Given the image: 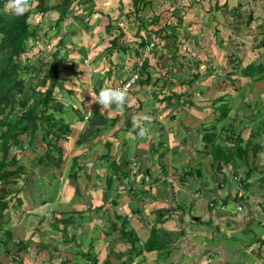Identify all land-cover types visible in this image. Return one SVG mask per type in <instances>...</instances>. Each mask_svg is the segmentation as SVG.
<instances>
[{
	"label": "crops",
	"instance_id": "0c3cea01",
	"mask_svg": "<svg viewBox=\"0 0 264 264\" xmlns=\"http://www.w3.org/2000/svg\"><path fill=\"white\" fill-rule=\"evenodd\" d=\"M102 1L109 3L110 0ZM118 1L124 3L125 0ZM220 1L221 8L215 10H212L208 4L187 9L178 26L182 41L190 43L193 56H195L192 63L194 74L192 73L189 77V79L195 80L193 83H190L188 78L181 76L187 74L188 69L183 68L184 71L179 73L180 62L172 63L175 73H170L168 76L175 75V79H167V77L165 79L168 82L165 81V83L162 80L156 81L154 77L150 84L145 85H141L139 79L133 87L134 91L129 92L134 103L131 106L125 105L123 110H118L116 105L107 108H102L100 105L95 106L93 100L95 101L94 96H97L98 93L94 90L92 93L86 90V96L83 98L85 102L82 100L83 106L85 105L84 108H86L85 114L93 115L97 110L98 114H103L110 119L115 117L114 114H121V118L113 126L112 131H109L110 134L104 132L99 126H90L89 133L85 132L84 139L87 143L81 146L85 155L82 160L89 159L88 156L94 151H105L108 140L113 143L112 152L121 153L120 156L123 159L125 158L123 151L131 149V158L133 159L130 167L131 175L129 179L124 180V183L129 185L127 189L121 186V188H116L114 193L107 194L104 190L105 183L96 178L97 172H103V167L107 165L102 162V154L98 153L95 159L98 160V166H95L92 161L85 162L86 167L82 172L86 171V176L83 180L78 177V181L81 180L84 184L90 185V188L87 189L85 186V192H82L81 189L84 198H80L82 201L76 203L79 196L76 195V184L73 186L71 183V181L76 183V180L70 175L71 159L67 157L61 167L54 163L52 168L50 166L44 168L47 172L51 171L56 182L49 179L53 183L51 188L47 182L49 186L47 188L51 194L46 196L48 198H43L46 201L39 200L34 189L32 197L35 199V205L37 207L53 205L55 210L51 213H56L62 211L58 207L60 203H63L61 201L66 200V203H72L69 210L76 213H79V210L83 211L82 214L86 215V219H82L79 224L78 222L69 224L67 228L71 234H75V232L82 234L86 243L85 250L90 251L91 257L80 254L78 243L60 236L61 230L65 227L62 222H56L55 225L46 224L44 218L35 217L38 220L37 225L46 226L49 244L55 240V244H52L54 248L48 245L45 236L37 242L26 239V234L31 229L27 221L35 219L29 217L35 215L32 213H35L38 208L31 206L35 211L29 212L30 210H25L22 205L20 212L18 208H15L18 209L16 210L17 214L13 215L11 222L6 227L14 233L22 235L29 245L27 251L21 252L24 264H27V261H30L31 264H39L41 261H37V253L43 250L49 255L40 264H56L55 252L61 254L58 264H99L101 258L95 256V253H97L96 250H100L101 246L104 247V243H107L108 252L102 260L103 264H264V89H260L264 88V80H254L244 76L241 71L254 61L249 60L251 50H245L242 55L245 61L239 63L238 60L233 61L241 56L239 44H245L242 37L249 39L250 33L253 31L256 33L258 23L255 20L252 25L248 26L249 18L238 19L237 15L239 14L236 13V7L246 6V4L257 6L260 13L256 15L260 16L252 14L255 16L254 18H261L264 16V0ZM159 3L160 0L156 2L157 7ZM224 4L229 7L228 10L222 8ZM148 6L150 7V5ZM96 21H98L97 18L95 23ZM108 23L103 22L107 36L105 41L100 43V49L102 45H106V41L117 36V33L112 34L113 30L108 33ZM99 25L96 24L97 27ZM129 30L132 34L138 31L135 26ZM260 38L258 36V39ZM134 46L132 43L131 47L135 48ZM131 47L127 53L116 52L111 56L112 60L118 56L120 61L116 60L117 64L109 58L105 60L98 58V66H92L88 62V69L92 72H100L101 74L98 76L109 81L107 83H119L124 78L127 80L137 68L131 62L132 54L134 56ZM255 47L260 48L257 45ZM89 52L87 50L86 60L88 61L93 55V52ZM260 52L264 54V49H260ZM160 53L162 52L160 51ZM160 53L158 52L157 55ZM184 60L186 59L180 61L184 62ZM177 61L179 60L177 59ZM235 64H239V66L235 67ZM116 67L118 68L116 69ZM238 68L240 71L239 81H232L228 74ZM141 70L142 67H140V72ZM92 72L90 74L88 72V76H91ZM196 74L200 76L196 78ZM112 75L115 76L112 77ZM167 83L169 86H166ZM237 85L238 89L234 87ZM69 88L72 89V87ZM84 88H88L86 83ZM175 92H185L186 95L179 97L178 94L174 95ZM164 94H170L171 98L168 100ZM194 94L196 95L193 96ZM254 95L256 97H253ZM217 98H221V101L214 105V100ZM87 103L95 107H90L86 105ZM225 103L231 106L229 114L233 115H228L223 119L220 117L221 114L217 107ZM127 114L132 115L127 119ZM179 114L184 116L180 117ZM133 116L139 118L141 126L147 129L145 136L140 137L139 129L133 128ZM76 122L83 126L82 130L88 126L86 121H75L73 126L77 125ZM216 125L219 127L230 126L232 130L227 135H232L233 132L240 135L241 150H246L240 158L238 173L232 172L233 164L230 163L225 170L227 172L225 179L220 173L217 174L213 170L211 151L207 150L205 145H201L207 143L203 137L207 132L213 133L216 130L213 127ZM92 128H97L94 133L99 136L98 142L90 137L93 132ZM165 129L170 131L166 144L159 149L160 154H151L152 149L157 150L159 147L158 140L159 137L164 136ZM193 129H198V131L193 132ZM74 130L76 132V128ZM159 132L162 134H158ZM79 133L76 134L79 135ZM93 140L95 143L91 144ZM124 142H127V148L124 147ZM227 142H229L227 139L222 140V145H227ZM64 147L66 149V146ZM73 147L75 146H72V149H74ZM135 154L138 156L135 157ZM199 156L205 158L204 169L206 171L202 172V176L196 173L201 164ZM69 160L71 161L70 167L64 178L70 180L68 181L70 184L66 188L70 189V192L62 190L59 194L60 177ZM82 172L80 176H82ZM90 174L92 175L91 180L88 179ZM235 174L239 176L238 181L232 177ZM183 175H186V178ZM190 177H194V179L191 180ZM94 182L98 183L96 188L93 187ZM116 194L118 203L113 204ZM52 196L55 198L53 201L50 199ZM90 197L96 204L90 201ZM102 204L105 205L106 209L105 207L103 209L106 211L99 209ZM178 206H182V208L178 209ZM121 208L125 210L123 215L131 214V226L137 231L139 237L137 245L145 246L148 236L152 234V229H158L160 244L157 250H144L129 258L126 252L130 243L127 245L124 242L121 249L122 234L121 231L114 228L115 221H118L117 214H122L120 213ZM69 210H64V213ZM10 213L12 216L13 213ZM38 214L36 215L38 216ZM75 215L77 216V214ZM140 216L143 217L142 220L138 218ZM110 221L113 223L111 224ZM162 229L165 230L164 233H162ZM34 243L35 245H33ZM59 243L66 247L62 252L57 246ZM30 249L36 250L35 255L29 254ZM1 259L5 264H14L6 255H1Z\"/></svg>",
	"mask_w": 264,
	"mask_h": 264
},
{
	"label": "trees",
	"instance_id": "16d2710c",
	"mask_svg": "<svg viewBox=\"0 0 264 264\" xmlns=\"http://www.w3.org/2000/svg\"><path fill=\"white\" fill-rule=\"evenodd\" d=\"M73 1L75 0H27L28 10L23 15H15L11 11L5 9V5L8 3V0H0V187L2 184H10L17 181L19 182L23 179V177L28 176L26 174H28L30 171H35L39 165L41 167L48 168V166H51L55 163L54 165H60L61 167L64 159H67L66 149L63 145V142L68 141L71 135H73V125L75 121L88 122V126L79 133L74 145L81 147L83 144L87 143L84 138L85 135L89 133L90 126H99L104 132L109 133V131H112L113 126L117 124L121 118V114H114L115 117L110 119L103 114H98V111L95 110V114L91 116L92 118L87 120L84 115L86 112H82L76 107H72L75 114L71 116L69 115L70 117L68 116V118L63 114L64 111L58 115L55 114L60 112L62 109L61 104L58 103L64 102L65 93L68 94L67 96L73 94V90L67 88L66 86L64 88L65 82H68V78L63 76V74L66 71H72L74 77L78 78L83 76L82 74L84 73L88 74L89 72L90 74L92 72V70L88 69V65L83 63V60H80L79 63L73 60L71 64L67 61V53H61V51L65 49L69 43H71L69 39L71 38L72 33H68L66 36L59 38V44H55L53 49L50 50L51 52L47 54L45 58V61H47L46 63L40 59L35 60L33 55H31V57L29 55L30 51L35 47V43L41 39V36L38 35V30L41 28V26L37 23L34 16H43L48 12L55 11L58 14V17L55 23L50 24V26H53L59 31H61L63 27L71 28L72 23L66 25L64 23L70 10L67 6L72 4ZM157 1L158 0H132L134 9L132 11H127L126 16L130 23L137 27L138 31L132 34L130 30L120 31L119 29L117 36L106 41V45H102L103 47L101 50L104 53L101 54L100 52H97V54H93L96 55V57L92 61L97 62L100 56L103 58L106 57V59L110 58L116 52L119 54L127 53L131 47V44L133 43L135 48L131 47L132 52L134 53V56L132 54L131 62L133 66H138V57H141L143 54V49L150 41L156 39L158 48L156 47L152 54L144 59L141 65L142 70L140 84H150L154 77L156 78V81L162 80L164 82H168V80L165 79L167 77V79H175V75L168 76L170 73H175L173 69L174 65L172 64L175 62H180L181 69L178 70L179 73L183 72L184 69H188L187 74L181 76L189 79L190 75L193 73L192 63L195 56H193L192 49L189 45L190 43L188 44L186 41H184L186 43L181 42L182 39L178 30V26L181 24V17H178V15H182L187 9L198 5L197 3H193L190 6L174 12L172 17L169 15V8L163 3H159L160 5L158 4V8L150 15L144 13L148 5H150V8H152L151 6ZM77 2L80 3L81 6H85L83 14H86L88 18L93 16L94 13H98L93 0H77ZM86 3H89L90 5L87 6ZM221 4L222 3L220 0H214L208 5L212 10H215L216 8H221ZM223 7L226 10L229 8L225 4L222 6V8ZM87 12L89 13L87 14ZM236 13L240 14L239 9L236 10ZM104 17L109 19L107 29L110 32L113 28V25H111V16L109 13H106ZM254 17L255 16L252 13L249 15L248 26L252 25L253 21H255ZM175 18L178 19L176 24L173 23ZM88 22L89 21L87 20L86 27H88ZM93 24L96 23L94 22ZM258 26L261 31V38L259 35H256L254 40L257 43L256 40L259 36L261 42L260 44L264 46V30H262L261 25ZM154 30H156V34L152 35L151 33L154 32ZM48 33L49 31H46L42 37H46ZM49 40L51 41L52 38H49ZM192 40L196 41L194 38H192ZM178 42L180 43L179 47L177 44ZM160 51L162 53H160ZM158 52L160 54L157 55ZM81 54H83V58H87L88 53L85 48L81 49ZM86 58H84V61H86ZM184 58L186 60L181 62L180 60ZM237 58H235L233 61L235 62L239 60V58ZM177 59L179 61H177ZM261 61L262 60H260L258 63L254 62V64L247 65L248 67L246 66L243 68L241 71L244 76L254 79V76L257 75V73L259 74L264 72V63L258 67V72L255 73L252 71L257 68L256 65ZM86 63H88V61H86ZM61 64H66L67 66L64 65L63 68H61ZM238 66L239 64H235V67ZM117 68L118 67H116V69ZM93 72L91 75V82L93 86H95L94 91L96 93H98L102 87L115 88V85L117 84L116 82L113 84L111 82L107 83L109 81L99 77L101 74L100 72ZM228 75L231 77L230 79L232 81L238 82L240 75L239 68L238 70L229 72ZM114 76L112 75V77ZM199 76L200 75L197 74L195 75L196 78ZM40 77H42V80L38 81ZM125 79L126 78H124V80ZM256 80L264 79L258 77ZM48 81H53L52 86L46 88L45 90L40 89L44 85L43 83ZM189 81L190 83H193L195 80L189 79ZM166 86H169V83H167ZM133 87L128 90V95L129 92L132 93V91H134ZM234 87L237 89L239 88L238 85ZM55 88H58L59 91L61 90L60 92L63 93V100H60L58 97H56ZM176 94H178L179 97L186 95L185 92H175L174 95ZM166 96L168 100L171 98L170 94ZM218 101H221V98L215 99L214 105L218 104ZM217 109L220 111L221 118L225 119L229 115L230 108L228 104H220ZM213 129L216 130L213 133L207 132L203 137L207 142L205 147L207 150L211 151L213 170L216 171L217 174L220 173L225 179L227 176V172L225 170L228 168L227 165L230 163L233 164L232 172L238 173V169L240 167V158L246 150H241L242 146L240 135H237L236 132H233L232 135H227L229 131L232 130L230 126L225 127L224 125L219 127L216 125L213 127ZM196 130L197 129H193L192 131L197 132ZM109 134L108 136H110ZM210 134H216L217 136L224 134L226 135V139L229 142H227V145L223 146L222 143H217V141L214 142V138ZM113 135L115 136V134ZM230 138H232V140ZM37 139L41 144L46 146L44 151L45 153L37 155V157L33 159L32 166L29 168L30 171L27 170L29 172L24 173L25 165L19 164V159L17 158L18 151L24 150L28 147L33 148V145ZM158 141L159 147L157 150H151V154L153 155L156 153L160 154L159 149L166 144L167 137L165 135L163 137H159ZM231 141L233 143H231ZM124 147H128L127 142H124ZM112 151L113 143L111 140H108L106 142L105 151L101 152L102 162L107 163V165L103 167V172H97L96 174V178H98L99 181H103L105 183L104 190L108 195L114 193V190L118 187L121 188V186L122 188L127 189L129 184L124 183V180L129 179L131 175L130 167L132 165L131 163L133 162V159L131 158V149L128 151H123V155L125 157L124 159L120 156L121 153L116 154V152L113 153ZM10 155L12 157H10ZM135 155V157L138 156V154ZM81 158H85L83 152L80 154H75L71 158L72 162L70 175L74 180L80 177L81 172L86 167V164L81 162ZM10 166H15V168L11 169ZM205 171L206 170L200 166L196 173L202 176V172ZM235 176H238V174H235ZM235 176L232 177L237 180ZM10 177H13V179L9 180ZM91 177L92 175L90 174L88 179L91 180ZM183 177L186 178V175H183ZM97 184V182H94L93 187L96 188ZM23 188L24 187L20 186L17 191H21ZM9 191L15 192L13 188H9ZM76 195L79 196L78 201H81L84 198V195L81 194V190L77 188ZM114 197L112 203L116 204L118 203L116 200L118 199V195H114ZM50 199L53 201L55 198L52 196ZM89 199L92 203L95 202L91 197ZM17 201L22 203V197L17 196ZM99 207V209H103L105 205L102 204ZM178 207L182 208V206ZM8 208V200L5 197L4 191L1 190L0 264H5L1 259V255H6L9 257V259H11L14 264H24L21 252L27 251L29 245L22 235L19 233H14V231L12 232V230H9L6 227L11 222L12 217L10 211L7 210ZM78 212L79 213L69 210L68 212L64 213V210H62L61 212L51 213L50 216L52 217L53 225H55L56 222L64 223L65 227L62 229V233L65 235V239H68L69 241L73 240L78 243V250L80 248L81 251L80 254L90 256V251L85 250V240L82 237V234L80 235L77 232H75V234H71L67 228L69 224H75L76 222L79 224L81 223L82 219H86V215L82 214L83 211L79 210ZM75 214H77V216ZM118 214L116 216L118 217V221H115L116 223H114V228L121 231V238H123L121 239L122 242L125 240L130 242L126 252L129 258H131L130 256L138 255L144 250H157V247L160 244V235L157 231L158 229H152V234L148 236L147 244L145 246H136V243L139 241V237L137 236V231L131 226L129 215ZM138 218L142 220L143 217L140 216ZM110 223L112 224L113 222L110 221ZM1 232H3L4 235H2ZM164 232L165 230L162 229V233ZM78 235L80 236L78 237Z\"/></svg>",
	"mask_w": 264,
	"mask_h": 264
},
{
	"label": "rangeland",
	"instance_id": "374dc122",
	"mask_svg": "<svg viewBox=\"0 0 264 264\" xmlns=\"http://www.w3.org/2000/svg\"><path fill=\"white\" fill-rule=\"evenodd\" d=\"M93 2L95 4V8H96L98 13H96V14L94 13V15L89 17V18L87 17L86 14H83V10L85 9V6H81L80 3L77 2V0L73 1L72 4L67 6V7H69L70 10H69L68 17H67V19H66L64 24L65 25L66 24H70V23H72V24H71V28L63 27L61 29V31L57 30L53 26H52L53 28L50 26V24H54L55 21L57 20L58 14L55 11L48 12L47 14H45L43 16L42 15L34 16L35 20L37 21V23L41 26V28H39V30H38V35L41 36V39H39V40H41V41L38 40L35 43V47L33 48V50L30 51V54H29L30 57H31V55H33V58L35 57V60L40 59L41 61H45V58H46L47 54H49L51 52L50 50L53 49L54 45L55 44L56 45L59 44L58 43L59 42V38L66 36V34H68V33H72V36L69 39L71 41V43H69L67 45V47L61 51L62 54L63 53L64 54L67 53V56H66L67 61L69 63H71L74 60V61H77V63H79L80 60H83L84 64L89 65V63H90L92 66H95V65L98 66L97 62L92 61L93 59H95L96 55H93L91 57V61L90 60L89 61L86 60V61L89 62V63H86V61H84L85 60L84 58H86V57L83 58V54H81V49L85 48L86 50L90 51L89 53L93 52L92 54H95V53L97 54V52H100L101 54L104 53L99 47L100 43L103 40H105V38L107 36V34H106L105 30H104L103 22L104 23L105 22L108 23L109 19H107V17H104V15L106 13L110 14V16H111V25H113V28L111 30L114 31L112 34H114V33L118 34L119 33V29H120V31H122V30L129 31V29L133 28V24L130 23L129 19L127 18L126 12H127V10L132 11L134 9V7H133V4L131 3V0H125L124 3H121L118 0H110L109 3H106V2H104L102 0L101 1L93 0ZM239 2H240V0H239ZM89 3H91V2H89ZM89 3L88 4L86 3V5L89 6L90 5ZM160 3H163L162 0H160ZM251 6L252 5L246 4V6L244 5L242 7H236L237 9L240 10V14L237 15L238 19H240V20L243 19V18L247 19V18H249V15L251 13H253L254 15L260 13L259 7H257V6H252L251 7ZM151 7L152 8L147 6V8L144 11V13L148 12L149 14L148 13L147 14L150 15L152 12H154L158 8L156 6V2ZM88 13L89 12H87V14ZM184 15L185 14L179 15L181 17V22H182V19L184 18L183 17ZM256 16H260V15H256ZM96 18H99L98 21H96L97 25H99V23L101 22L99 27H97L96 24H93L95 22ZM87 20L89 21L88 22V27H86ZM177 20L178 19L175 18L173 20V23L176 24ZM255 20L258 22L257 25H256L257 31H256V33H254V31H253V33H250L249 39L242 37V39H243L245 44H239V46H241V47H239V54H241V56H240L238 62L245 61L244 56H242L244 54L245 50H247V49L251 50L250 51L251 53H250L249 60H251V61L254 60V61L250 62L249 65L254 64V62L258 63L260 61V59H263L259 64L256 65L257 68L252 70L253 72L256 73V72L259 71L258 67L261 66V64L263 65V63H264V54H261V52H260V49L263 50L264 46H261V47L259 46L260 43H261L260 39H257L256 40L257 43H256L253 38H255L256 35L261 36V34H260L261 31H260L258 25H261L262 30H264V16L261 17V18H255ZM130 24H131V26H130ZM49 26H50V28H49ZM178 30H180V28H178ZM46 31H49L50 34L48 33L46 37H42V35ZM155 32H156V30H154V32H152L151 34L154 35V34H156ZM108 33H109V31H108ZM49 38H52V40L50 41ZM181 42L185 43L182 40H181ZM177 44H178V47H179L180 43L178 42ZM256 45H257V47H260V48H256L255 47ZM101 48H102V46H101ZM100 59L105 60L106 57L103 58L102 56H100ZM113 59L114 60H112L111 57L109 58V60H112L113 63H115L116 60L120 61L118 56L113 58ZM46 62L47 61H45V63ZM66 64H64V65L67 66ZM115 64H117V62ZM47 65H49V64H47ZM64 65L61 64L60 67L63 68ZM229 69H231V68L229 67ZM63 76L68 78V82H65V85H68L67 88L72 87L71 90H73V94L67 96L68 94L65 93L64 102L63 103H58V104H61L62 109H61L60 112H57L55 114L58 115L62 111H64L63 114L65 115V117L68 118L69 115L71 116V115L75 114V112H74L72 107L79 108L82 112H85L86 109L83 106L82 100L86 96V90H88L90 93H92V91L95 89V86H93L92 82L90 83L92 76H90V75L88 76L87 73L85 75L81 76V77H78L77 80L73 76L72 71H66L63 74ZM258 77H261L262 79H264V72H261L259 74L257 73V75L254 76V80H256ZM88 79L90 80L89 82L87 81ZM39 80H42V77H40V79H38V81ZM122 80H124V79H122ZM52 83H53V81L44 82L43 83L44 85L40 89L45 90L46 88L51 87ZM85 83L86 84L88 83L87 84L88 88H84ZM65 85H64V88H65ZM260 89H264V88H260ZM60 91H59L58 88H55L56 97H58L60 100H63V93H61ZM195 95L196 94H194L193 96H195ZM95 97L96 96H94V98ZM253 97H256V95H254ZM83 102H85V100H83ZM93 102H94L95 106L96 105L97 106L100 105L99 102H97L96 100L95 101L93 100ZM86 105H89L90 107H95V106H93V105H91L89 103H87ZM229 108H231L230 105H229ZM84 115H85V118L87 120L92 118L91 117L92 114H84ZM131 115L132 114H127L126 115L127 119H128V117L130 118ZM229 115H233V114H229ZM179 116L181 117V116H184V115L183 114H179ZM217 118H218V116H217ZM76 123H77V125L74 126V128H76V132L74 130L73 135H71L70 139L68 141L63 142L64 146H66V157H68L69 159H71L72 156H74L75 154H80V153L83 152V148L82 147H77V145L74 147L73 151L71 150L72 146H74V144H75V142L77 140L78 134H76V133L81 132V130L83 128V126L78 125V122H76ZM92 130H93V132L90 135V137L93 138L96 142H98L99 141V138H98L99 136H97L94 133L95 131H97V128H95V129L92 128ZM181 131H183V130H181ZM196 131H198V129ZM163 133L168 138V136L170 134V131L165 129ZM182 133H184V131ZM158 134L161 135L162 133L159 132ZM210 135H212V134H210ZM212 137L214 138V142L217 141V143H222V140L226 139V135H224V134H222L220 136H217L216 134H213ZM230 139L232 140V138H230ZM94 140H93V142L91 141L92 142L91 144L95 143ZM231 143H233V142L231 141ZM206 144L207 143H203L201 145H206ZM232 146H233V144H232ZM45 149H46V146L44 144H41L40 141H38V139H37L35 141L34 145H33V148L28 147V148H25L24 150H19L18 151V154H17V158L19 159L18 162H19V164H24L25 165L24 173L30 171L29 168L33 164V159L35 157H37V155L45 153L44 152ZM199 150L202 152L201 149H199ZM72 152H73V154H72ZM98 153H101V152L100 151L99 152L98 151L97 152L94 151V152L91 153L90 156H88L89 159H87L86 161L82 160L84 158H81L80 160H82V163H85V162L86 163L87 162L90 163L92 161V162H94L95 166L96 165L98 166V160H95L96 156H97L96 154H98ZM10 157H12V156L10 155ZM199 159L201 161L200 166L202 168H204L205 158L199 156ZM64 160H67V159H64ZM70 162H71L70 160H69V162H67V164L65 165V167H66L65 171H64V173H62V176L60 177V186L58 188V193L59 194H60V192L62 190H65V192H70V189L69 190L66 189L67 185L70 184V183H68V181H70V180L64 178V177H66L64 175L67 174V172L69 170ZM62 165H64V164H62ZM52 166L53 165H51L50 168H52ZM10 168L14 169L15 166H10ZM27 170H29V171H27ZM186 172H188V171H186ZM47 173H48L49 177H48ZM85 173H86V171L84 173L82 172V176H80V178H82V180L86 176ZM26 175H28V176L23 177V179L20 180L19 182L17 181V182L10 183V184H2V186L0 187V191L1 190L4 191L5 197L8 200L9 208L7 210L13 213L12 217H13V215L16 216V214H17L16 210L19 209L18 211L20 212L22 204H23L22 208H24L25 210L29 209L30 210L29 212L35 211V210H32V207H37L35 205L36 204L35 201H34L35 199H34V197H32V194L34 193V189L37 192L38 199L39 200H43V198L44 199L48 198L46 196H48L49 193L51 194V191L48 188H49V186L51 188L53 183L50 182L49 179H51L53 182H56V178H55L54 175L51 174V171L49 170L47 172V170L44 169V167H41L40 165L37 166L35 171L34 170L30 171ZM190 178H191V180L194 179V177H190ZM12 179H13V177L9 178V180H12ZM43 179H44V182H43ZM78 179H76V183H75V181H73V182L71 181L73 186H74V184H76L75 187L77 189H79V190L82 189V192H85V186H86L87 189L90 188L89 187L90 185L88 186V184H86V183L84 184L83 182H81V180L78 181ZM47 182L49 183V186H48ZM20 186L24 187V188L21 191H17V189ZM9 188H13L15 190V192H10ZM52 192H53V189H52ZM18 193H20L19 196L22 197V203H19L17 201V194ZM61 202H63V203H60V206L58 207V209L69 210L72 207V203H69V202L66 203V200H63ZM79 202L80 201H78V198H77L76 199V203H79ZM15 208H18V209H15ZM37 208H38V210L35 213H32V214H35V215H33V216L29 217V218H35V217H39L40 216L41 218H44V220H45L44 223L52 224V221H51L52 217L50 216V214H51L52 211L55 210V207L53 205H43V206H39ZM178 209H179V207H178ZM124 211H125L124 208L120 209V213L123 214ZM36 214H38V216ZM37 221H38L37 218L30 219L29 221H27V222H29V227H31V229L28 230V232L26 234V239H28V240H30L32 242H37V241H39L41 239V237L43 238V236H45V239L48 242V245H51V247L54 248V245H52V244H55V240H52V243L49 244V238L46 235V230H45L46 226L37 225ZM32 222H33V224H31ZM52 228H54V226H52ZM55 229H56V227H55ZM52 232H54V231H52ZM1 234L4 235L3 232H1ZM60 236L65 237V235L63 233ZM124 242L127 245L130 243V242H127L126 240ZM124 242H121V249L123 247ZM62 243L65 244L64 241H62ZM106 244L104 243V247L101 246L99 248L101 251L100 250H98V251L96 250L97 253L95 254V256H98L99 258H101L99 264H103L102 260L104 259V256L108 252ZM33 245H35V243ZM57 246H59V249L61 250V252L64 251V249L66 248V247L61 246L60 243ZM136 246H137V244H136ZM33 248H35V247H33ZM127 248H128V246H127ZM35 253H36L35 249H32V250L30 249V253H29L30 255L31 254L35 255ZM48 255H49V253H47L45 250L38 252L37 253V256H38L37 261L38 262L39 261L42 262L43 259H46L48 257ZM60 255L61 254L59 252H55L54 253V257L56 259V264L59 263ZM96 259H97V257H96ZM133 260H134V258H133ZM129 261H130V263H132L131 260H129ZM41 262H39V264ZM7 264H9V263H7ZM27 264H31V262L27 261Z\"/></svg>",
	"mask_w": 264,
	"mask_h": 264
},
{
	"label": "clouds",
	"instance_id": "9594fccd",
	"mask_svg": "<svg viewBox=\"0 0 264 264\" xmlns=\"http://www.w3.org/2000/svg\"><path fill=\"white\" fill-rule=\"evenodd\" d=\"M5 9L15 15H23L28 10L27 0H8ZM95 100L99 102L102 108L116 105L118 110H123L125 105L131 106L134 103V100L128 95L127 88L102 87ZM133 128L139 129L138 135L140 137L146 135L147 129L141 126V120L136 116H133ZM235 177L239 179V176Z\"/></svg>",
	"mask_w": 264,
	"mask_h": 264
},
{
	"label": "built area",
	"instance_id": "2783aa9c",
	"mask_svg": "<svg viewBox=\"0 0 264 264\" xmlns=\"http://www.w3.org/2000/svg\"><path fill=\"white\" fill-rule=\"evenodd\" d=\"M214 0H162L163 4L167 5L169 8V15L172 17L174 15V12H177L187 6H190L193 3H197V5H207L212 3ZM157 47V40L154 39L150 41L145 48L143 49V54L141 57H138V66L136 68V71L133 72L131 77H129L127 80H122L121 82L117 83L115 85V88H127V91L130 90L133 86H135L136 82L141 79V72L140 67L147 57H149L153 50ZM241 209V207H239ZM131 216V214H130Z\"/></svg>",
	"mask_w": 264,
	"mask_h": 264
}]
</instances>
